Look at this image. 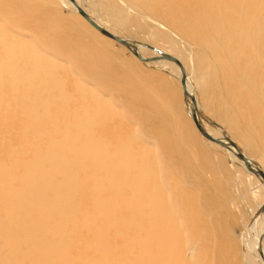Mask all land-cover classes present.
Listing matches in <instances>:
<instances>
[{"label":"bare ground","instance_id":"6f19581e","mask_svg":"<svg viewBox=\"0 0 264 264\" xmlns=\"http://www.w3.org/2000/svg\"><path fill=\"white\" fill-rule=\"evenodd\" d=\"M74 1L0 0V17L39 33L87 78L0 22V92L34 99L27 120L3 123L24 137L0 160V264H108L111 245L125 255L129 244L147 253L128 264H264V178L237 154L264 172V0ZM125 21L146 27V40L124 36ZM220 93L254 140L234 139ZM226 172L248 189L234 228L218 191Z\"/></svg>","mask_w":264,"mask_h":264},{"label":"rangeland","instance_id":"374dc122","mask_svg":"<svg viewBox=\"0 0 264 264\" xmlns=\"http://www.w3.org/2000/svg\"><path fill=\"white\" fill-rule=\"evenodd\" d=\"M61 15L63 16H68L67 11H63L60 12ZM158 23L160 22V20L155 19ZM151 20H149L150 22ZM0 22L4 23L5 25H7L10 28L11 33H14L15 35H19L21 40L24 41H28L30 44H32V46L39 50V52L43 53L42 50H45L47 53L52 51L49 50V48H47L46 46H44L41 43V36L39 33H34L32 31H30V29L25 30L24 28H22V26L14 21V20H8L6 21L4 18L0 17ZM126 26H128L127 30H122V33L124 36H127L129 38H132L133 40H146V36H148V34L146 35L145 31L148 30L146 27L142 28V26L140 24L136 25V24H129L127 21H125L124 23ZM136 25V26H135ZM138 26V27H137ZM134 27V28H133ZM139 29V30H138ZM142 29V30H140ZM144 29V30H143ZM145 32V33H144ZM136 40V41H137ZM115 45L118 47V42H115ZM145 43H149V44H153L154 46L157 47H161V43L159 41H155V40H147ZM42 49V50H41ZM127 55L130 56V54L128 52H126ZM151 53V52H150ZM45 56V57H44ZM48 56L51 57H56L58 59H60V63L64 66H66L67 68L71 69L77 76H79L82 80L87 81V78L83 75L82 72H80V70L75 67L73 65V62L65 56L60 55L58 53H48V54H43V58L46 59L48 58ZM199 59H201L204 64L201 65L203 67H205V64L207 63L206 69L209 67L208 62L212 60L210 59V56L206 55L204 52L199 53ZM205 69V70H206ZM236 74L238 76L239 79H241V81L238 83V86L240 87V83H245L246 80L241 77L240 75V70L236 69ZM148 75V74H146ZM21 83V82H19ZM156 86H158V81L154 82ZM13 84H11L9 87H11ZM162 87L161 84L159 83V88ZM163 92H165L164 88H160ZM21 93L23 94H19L17 97L13 98V92L11 90H7V91H3L0 92V160L3 158L4 155L9 154L10 152H15L18 149H20L21 144L19 143V139H22L21 137H24V130L22 129V127H13V126H9L4 123V119H9L12 120L14 122L17 121H21V120H27L28 119V111L30 108L27 107L28 102L30 103L31 101H33L34 99L27 97L24 93H26L25 91H23L22 89H19ZM18 90V91H19ZM176 91V95L178 96V89L175 88ZM106 93L110 94V92L108 90L105 91ZM255 93V92H254ZM218 96L220 97V101L218 100V104L220 103L225 110H227V114H228V124L232 125L233 128H231L230 130L232 131L233 135H236V137H234V139L240 143L237 140V136L242 135L241 137L243 139H245L246 141H252V139L254 140V134L251 133V131L246 128L242 123H239V119H241L243 121V117L241 116V112L239 111L236 104V100L235 98H230V99H223L222 98V93L218 94ZM213 99L209 98V103H212ZM22 107V110L17 111L16 107ZM213 111V110H212ZM215 112V111H213ZM203 114L206 117H212L215 114L212 112H203ZM235 117V118H234ZM214 122L217 121L216 119H211ZM195 131L198 129L195 126V123H193ZM243 125V127H242ZM228 130H229V126ZM239 130H236V129ZM252 129V128H251ZM196 131V132H197ZM239 134V135H238ZM200 135V134H199ZM4 138V140H3ZM137 138H141L142 140H146L148 143L153 144L155 141L153 140L152 137L148 136L145 133H139V135L137 136ZM241 138V139H242ZM249 138V139H248ZM242 139V141H243ZM3 140V141H1ZM13 141V142H9V141ZM244 143V141H243ZM249 143V142H248ZM240 146H242V144H239ZM207 150L213 155L214 151L213 148L214 147H206ZM249 150L251 151V153H253L255 150L249 146ZM254 157H257L259 159L262 160L260 155H254ZM222 157H224L222 160L223 165L222 166H226L227 167V163H228V157L225 158L224 155H222ZM254 159V158H253ZM230 162V161H229ZM226 164V165H224ZM221 164L218 163V168L222 169ZM218 178H219V184L221 186V189L218 191H223L224 197L226 200L231 201V206H228L227 209V214H228V218H229V225H232L233 228L235 226L238 227V225L240 224L239 222L242 221V219H244L246 213L243 211L242 208H245V210L248 209L247 205V199H246V203H242L240 201L241 196L246 197V193L248 194V189H247V185L245 182H243L242 180L238 183V181L234 180V177L229 173L226 172L225 174H218ZM243 204V205H242ZM251 210V209H250ZM244 212V217L242 216V213ZM248 215V214H247ZM11 247H7L6 248V252L9 253L10 252ZM146 249L147 247L145 245H142L141 248H137V246L134 247V245H128V247H126V253L125 255H119V254H115V252L117 251V247L115 245H111L110 247V251L109 253L106 255V262L108 264L109 261L111 263H117V264H128V260L131 259L134 256H138L140 258L139 263H141L142 259L146 256ZM193 249H191L192 251ZM96 264V263H95Z\"/></svg>","mask_w":264,"mask_h":264},{"label":"water","instance_id":"95a60500","mask_svg":"<svg viewBox=\"0 0 264 264\" xmlns=\"http://www.w3.org/2000/svg\"><path fill=\"white\" fill-rule=\"evenodd\" d=\"M73 1H74V0H73ZM74 2H75V1H74ZM79 10H80V12H81L84 16H86L87 19H88V20H89V21H90V22H91L96 28H98L101 32H103L104 34H106V35H108V36H110V37H112V38L118 40V41L121 42V43H124V44L130 46L131 43L129 42V40H127V39H122V38L116 36L115 34L109 32L108 30H106L105 28L101 27L99 24H97L96 22H94V21H93V20H92V19H91V18H90V17H89V16H88L83 10H82V9L79 8ZM165 57H166V58H169V59H171V60H174V61H176L177 63L181 64L180 61H179L177 58H175L174 56H172V55H170V54H166ZM182 83H183V86H184V89H185V93H186L187 95H189V92H188V90H187V88H186V79H185V72H184V70H183ZM193 100H194V98H193ZM193 116H194V118H195V120H196V122H197V125H198L199 129L201 130V132H202L206 137H208V138H210V139H212V140H215L216 142H221V141H222L221 139H214L212 136H210V135L204 130V128L202 127V125H201V124L199 123V121H198L197 112H196L195 109H193ZM230 144L233 145V146H236L235 143H234L233 141H231ZM237 154H238V156H240V157H241V158H242V159L248 164V168H249V170L255 172L256 174H260V175L264 178V172H263L262 170L254 169L253 166L251 165V163L248 161V159L245 157L244 154H242V153H240V152H239V153L237 152Z\"/></svg>","mask_w":264,"mask_h":264}]
</instances>
